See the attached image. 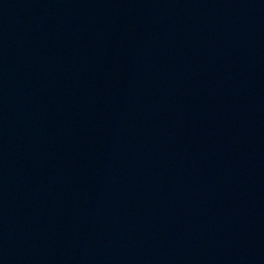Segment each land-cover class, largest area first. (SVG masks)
<instances>
[{
	"label": "water",
	"instance_id": "95a60500",
	"mask_svg": "<svg viewBox=\"0 0 264 264\" xmlns=\"http://www.w3.org/2000/svg\"><path fill=\"white\" fill-rule=\"evenodd\" d=\"M157 264H264V0H92Z\"/></svg>",
	"mask_w": 264,
	"mask_h": 264
}]
</instances>
